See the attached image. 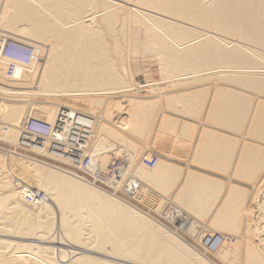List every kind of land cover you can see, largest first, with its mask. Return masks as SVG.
I'll use <instances>...</instances> for the list:
<instances>
[{
    "label": "bare ground",
    "instance_id": "1",
    "mask_svg": "<svg viewBox=\"0 0 264 264\" xmlns=\"http://www.w3.org/2000/svg\"><path fill=\"white\" fill-rule=\"evenodd\" d=\"M1 1L0 52L11 40L34 55L27 65L0 55V139L70 164L84 155L78 168L86 160L90 174L109 150L96 141L107 139L128 165L105 175L106 188L158 214L174 206L203 251L115 192L0 148V264H216L207 254L264 264V0ZM126 51L157 57L171 89L133 94ZM114 99L125 102L115 101L116 123L101 118ZM71 107L61 134L76 141L54 132L59 108ZM28 120L50 134L33 136ZM51 242L80 254L65 263Z\"/></svg>",
    "mask_w": 264,
    "mask_h": 264
},
{
    "label": "rangeland",
    "instance_id": "2",
    "mask_svg": "<svg viewBox=\"0 0 264 264\" xmlns=\"http://www.w3.org/2000/svg\"><path fill=\"white\" fill-rule=\"evenodd\" d=\"M1 3H3V0L1 1ZM132 54V55H131ZM124 55V56H123ZM122 56H123V58H122V60L124 61V62H122V60L120 61L121 63V67H123L122 68V70L124 69V71H126V77H127V84H125L126 86L125 87H127V85H128V87L130 86V89H133V91H131L133 94H135V95H139L140 94V92H139V86L138 85H143V84H151L149 87H151L150 89H159V91L160 92H165L164 91V89L166 90V91H168V89L170 88V86H172V85H174V84H172V83H170V82H168L166 79H168L167 78V75L166 74H164V72H162V68H161V66L160 65H158L159 64V61H158V59H157V57H155V56H152V57H150V56H148V55H146V54H139V53H135V54H133L131 51L130 52H125L124 54H123ZM135 55V56H134ZM128 64V65H127ZM125 67V68H124ZM159 67V68H158ZM128 69V70H127ZM129 72V73H128ZM164 77V78H163ZM161 78H162V80H161ZM165 80V81H164ZM162 81V82H161ZM168 82V83H167ZM206 82H207V84H208V82H210V81H207L206 80ZM206 82L204 81V82H199V86H201L202 85V83L204 84L205 83V86H207L209 89H210V83H212L213 81H211L208 85L206 84ZM218 83H220V82H218ZM224 83V82H223ZM171 84V85H170ZM170 85V86H169ZM185 85V84H184ZM191 85V86H190ZM194 85H198V83L197 82H193L192 84H188V86H187V88L188 87H193ZM138 86V87H137ZM165 86H166V88H165ZM183 86V85H182ZM133 87V88H132ZM164 89H163V88ZM168 87V88H167ZM180 88H181V86H179ZM195 87V86H194ZM135 88V89H134ZM160 88H162L163 90H161ZM182 88H184V87H182ZM137 89V90H136ZM171 89V88H170ZM169 89V90H170ZM136 91V92H135ZM139 92V93H138ZM150 95H152V94H150ZM158 99V98H157ZM111 101H112V103H111ZM117 103H116V102ZM120 100H118V99H114V100H110V102H108V104L109 105H111L110 107L107 105L106 106V115H107V113H109L108 112V110L110 111V115L108 114V117L106 116V115H103V116H105V118H103V117H101L102 119H106L108 122L110 121V122H112V123H116V122H118V121H120L119 119H118V116L114 113L115 112V107H116V105H118V103H120V104H125V102H124V100L122 99L120 102H119ZM115 103H116V105H115ZM112 104H114V105H112ZM115 106V107H114ZM60 110H58V120H59V115L61 114V112L63 111H65L66 113H68V115H69V113H70V117H74V115H76L75 113H76V110H74L72 107L71 108H69L68 110H67V108H59ZM62 109V110H61ZM72 110V111H71ZM114 110V111H113ZM112 111H113V113H112ZM95 114V117L94 116H92L91 117V121H93L92 123L93 124H91L90 125V128H88L87 130L88 131H86L87 133H85V134H83V135H81L82 137H84V145H86V146H88V145H90V143L92 142L91 140H89L91 137L89 136V134L91 133V132H93L94 130L92 129L93 127L95 128V125H96V123L97 122H99V119H97L98 117H100V114L99 113H97L96 114V112H94ZM112 115V116H111ZM98 116V117H97ZM100 118V122H102V123H104L105 121H102V119ZM108 118V119H107ZM96 119V120H95ZM118 119V121H116ZM121 119V118H120ZM26 121V120H25ZM95 123V124H94ZM105 124V123H104ZM107 124V123H106ZM200 127L201 126H203V124L201 125H199ZM80 132H84V131H80ZM79 134V133H78ZM88 134V135H87ZM67 135H69L68 133H66V132H63V134H59V136H62V139H66V136ZM85 136H88V137H85ZM61 138V137H60ZM86 138V139H85ZM100 138H102V139H100ZM127 138H129V137H127ZM100 139V140H99ZM130 139V138H129ZM88 140V141H87ZM99 140V141H98ZM131 140V139H130ZM2 141V142H1ZM87 141V142H86ZM6 142V141H5ZM97 144H95L96 146L98 145V144H104L105 146H107V147H109V150L111 151H109L108 150V152L106 153V154H104L103 156H102V158L100 159V163H99V169H102V170H99L101 173H103V174H105L106 176H110L111 174H109L110 172L112 173V170H110V168L112 167V163H114L115 165H118V166H120L119 168H117L118 170H120V169H122V168H126L127 167V163H128V159L126 158L127 156H126V151L125 150H123V149H121L122 151H120L119 149L118 150H111L112 149V146H111V143H110V141H108L107 139H105V138H103V137H99L98 139H97ZM99 142V143H98ZM136 142V141H135ZM95 143V142H94ZM13 143H11L10 144V142H6V143H4V141L3 140H1L0 139V148H3V149H7V150H9V151H14V152H16V153H18V154H20V155H23V156H26V157H28V158H30V159H34V160H36V161H40V162H42V163H45V164H48V165H50V166H53V167H56V168H60V169H63V170H65V171H67L68 173H70V174H72V175H74V176H81L82 177V175H80V174H78L77 173V171L78 170H76V169H79L78 167H79V165H80V163H81V161L84 159V155H82L81 157H80V160L78 161L77 160V162L78 163H76V161L74 162V163H69V162H67V161H64V160H60V159H58V158H55V157H53V156H50V155H48V154H44V153H42V152H38V151H36V150H34V149H31V151L32 150H34V151H30L29 150V148H27V147H23L22 146V148H20V146H18V147H15L16 145H12ZM107 144V145H106ZM80 146V145H79ZM110 147H111V149H110ZM114 149V148H113ZM143 150V149H142ZM141 150V152H140V154L143 152ZM113 151H115V152H113ZM120 151V152H119ZM38 152V153H37ZM113 152V153H112ZM119 154H118V153ZM41 153V154H40ZM111 153V154H110ZM44 154V155H43ZM116 154V155H115ZM0 155H4V153L3 152H1L0 151ZM87 155V154H86ZM86 155H85V157H86ZM106 155H108V156H106ZM115 155V156H114ZM124 155V156H123ZM48 156V157H47ZM146 156V155H145ZM150 156H152V155H150ZM153 156H156V155H153ZM5 156H3V158H4ZM105 157V158H104ZM6 158V157H5ZM57 160L58 159V161H56L55 159ZM124 158H126V159H124ZM143 158H145L144 156L142 157V159H141V161L144 163L145 161H147V160H143ZM82 159V160H81ZM67 163H69V164H67ZM109 169V170H107V169ZM106 169V170H105ZM116 169V171L115 172H118V170ZM79 172V171H78ZM108 172V173H107ZM113 173H114V171H113ZM112 173V174H113ZM114 175V174H113ZM262 180H264V179H262ZM97 187V186H96ZM97 188H99V187H97ZM100 188H102V187H100ZM99 188V189H100ZM101 190H104V191H107V192H109V193H113V192H115V190H114V188H102ZM117 192V193H116ZM114 194H115V196L116 197H118L119 199H121V200H123V201H125V202H127V203H129V204H131L132 206H134V207H136V208H138V209H140L141 211H143V212H145V213H147L149 216H151L154 220H156L158 223H160L162 226H164L165 228H167L169 231H171V232H173V233H175V234H177L178 236H180L181 238H183V239H185L186 241H188L189 243H191L195 248H197L199 251H203V249L198 245V243H197V241H195L194 239H192L191 237H189V235L188 234H185V232L184 231H182L181 229H180V227H179V225L181 224L180 222H182V221H184L183 219H185L186 221L185 222H189V218L188 217H186V216H184L183 214H182V212L181 213H177V211H176V208L174 207V206H172L171 205V208H170V206L168 205H166V210H173V211H170V212H172L171 214L172 215H174V216H171L170 215V212L168 213V212H166L168 215H170L169 217L170 218H167L166 219V217L168 216V215H166V213H164V211L165 210H163L162 211V214H161V212L158 214V212L156 213L155 211H152V210H148V209H146L145 207H143L141 204H139L138 202H136L135 200H133V199H131L129 196H126V194H124L122 191H120V190H117ZM122 192V193H121ZM25 198H26V196H25ZM25 198H23L24 199V201H26V199ZM167 207H169V209L167 208ZM173 207V208H172ZM31 208V207H30ZM160 215V216H159ZM178 216H179V218H178ZM182 216V217H181ZM173 217H174V219H173ZM175 217H177V218H175ZM186 217V218H185ZM250 217H252V216H250ZM249 217V218H250ZM182 219V221H181V219ZM188 218V219H187ZM166 219V220H165ZM171 219V220H170ZM180 219V220H179ZM253 219V221H255L254 223H256V224H258V225H262L263 226V221L261 220V219H259V220H257V218L255 219V218H252ZM168 220V221H167ZM169 220L171 221V222H169ZM174 220H176V222L174 221ZM173 221V222H172ZM263 223V224H262ZM174 225V226H173ZM177 226V227H176ZM195 227V226H194ZM176 231V232H175ZM184 232V233H183ZM1 240H6L5 238H0ZM23 240H24V238H23ZM26 240V239H25ZM18 241V240H15V239H11V238H8V240L7 241H9V242H13V243H15V242H17V243H22V244H29L30 246L31 245H38L37 243L35 244L34 242H32V243H30V241H35V240H29L28 242H27V240L26 241ZM194 240V241H193ZM54 241V240H53ZM52 241V242H53ZM55 241H57V240H55ZM51 242V245L53 246L52 248L49 246V245H46V247H50L51 249H53V253L54 252H56V253H54V254H58L59 253V251H61V250H64V251H66V256H65V258H63L62 259V261H64L65 263L71 258V257H69V256H72L71 254H69V255H67V253H71V252H73V253H78V254H80L78 251H74V250H72V249H70L69 247H70V245H69V247H67L68 245L65 243V244H63L64 246H60V245H58L57 246V244H58V241H57V244H55V243H52ZM28 245V246H29ZM40 246V245H39ZM66 246V247H65ZM198 246V247H197ZM55 249V250H54ZM58 249H59V251H58ZM57 250V251H56ZM63 251V252H64ZM89 256H92V255H89ZM207 256L213 261V262H215L216 264H225L224 262H222L221 260L219 261L218 259H216V258H214V257H212L210 254H207ZM69 258V259H68ZM65 259V260H64ZM230 260H231V258H229ZM67 260V261H66Z\"/></svg>",
    "mask_w": 264,
    "mask_h": 264
},
{
    "label": "built area",
    "instance_id": "3",
    "mask_svg": "<svg viewBox=\"0 0 264 264\" xmlns=\"http://www.w3.org/2000/svg\"><path fill=\"white\" fill-rule=\"evenodd\" d=\"M0 55L3 59L10 61V62H14L17 63L19 65H27L29 64L32 59H33V50L27 46L21 45L19 43L16 42H12L10 41H6L5 44H3L1 46V52ZM72 122V119L70 117V115H68L65 111L61 112V114L59 115V121H58V126L57 128L54 130V132L56 134H61L62 131L65 129V127H67V125ZM72 128H68V130H71ZM26 130L29 131L30 133L33 134V136H41V135H45L47 136L48 134H50L51 132V127L48 124L45 123H41V122H36V121H32V120H28L26 123ZM78 136H80L78 133H70L69 135L66 136V139L68 141H76L78 140ZM88 164V161H84L82 166L83 169H76L78 170L77 173L82 175V177L90 182H94L95 185L102 187V188H106L105 184H106V178H105V174L101 173V172H96L95 174H90L87 170H86V165ZM150 163H148L149 165ZM120 166L115 165L114 163H112V167L110 168V170L114 171L119 168ZM103 169V168H102ZM99 169V170H102ZM31 196L33 195H28L26 196V199L28 202L31 201Z\"/></svg>",
    "mask_w": 264,
    "mask_h": 264
}]
</instances>
